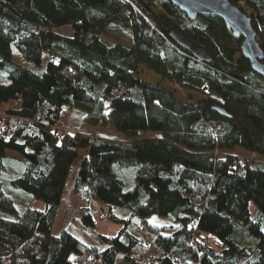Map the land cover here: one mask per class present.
<instances>
[{
	"label": "trees",
	"instance_id": "16d2710c",
	"mask_svg": "<svg viewBox=\"0 0 264 264\" xmlns=\"http://www.w3.org/2000/svg\"><path fill=\"white\" fill-rule=\"evenodd\" d=\"M229 1L250 15L264 54V0ZM108 24L130 28L133 45L105 43ZM64 25L71 35L53 31ZM172 30L201 44L211 61L177 45ZM12 45L35 66L43 54L57 61L38 73L11 60ZM0 56L7 71L0 75V264H143L146 256L161 264H264V80L219 18L190 20L169 0H0ZM140 65L203 97L180 101L173 90L135 77ZM134 89L141 99L130 96ZM62 106L84 110L91 126L108 117L131 139L60 128ZM138 131L160 136L138 138ZM235 147L260 161L241 162L228 152ZM80 151L74 216L93 227L98 211L122 224L115 236L95 233L100 246L66 228L53 232ZM7 162L22 167L10 185L42 200L43 210L18 213L3 187ZM114 163L136 166L133 189L124 190ZM153 214L173 222L152 224Z\"/></svg>",
	"mask_w": 264,
	"mask_h": 264
},
{
	"label": "rangeland",
	"instance_id": "374dc122",
	"mask_svg": "<svg viewBox=\"0 0 264 264\" xmlns=\"http://www.w3.org/2000/svg\"><path fill=\"white\" fill-rule=\"evenodd\" d=\"M54 32L60 34H72V29L69 25L60 26L58 28L53 29ZM132 32L130 28H118L112 24L106 25L102 33V39L107 44L112 43H121L127 46H132ZM1 59V56H0ZM57 61V57H48L47 54H43V63L40 66H35L33 63L27 61L17 50V48L12 45L11 46V60L17 64L24 66H31L37 70L38 73L44 71V63L47 60ZM7 71L5 69L0 68V75H6ZM135 77L141 79L149 84H157L169 90H173L175 92V96L177 99L183 102H196L203 97V94L200 92L186 90L178 87L177 85L171 83L168 80H162L157 74L152 72L151 70L145 68L140 65L136 72ZM134 99H141V94L137 93V90H133V94L130 95ZM105 112H108L109 107L106 105L104 107ZM85 111L80 108H69L66 106L61 107L60 118L57 123V126L60 128H70L77 132L83 133L85 135L95 137H101L104 139H109L118 142H126L131 138L126 136L123 133L116 131L113 126L111 120L106 117L105 121L101 125L91 126L85 122ZM138 138H152L160 136L159 132L156 131H138ZM228 152L232 154H236L241 157H250L253 153L248 152L242 148L235 147ZM8 157L15 159L17 161L21 160V156L18 153L7 151L6 154ZM85 152L80 151L79 157L76 159L74 163L70 166L68 178H67V189L60 202V207L62 208L60 211V219L57 220L53 232L55 234L59 233L62 228H66L70 233L75 235L77 238L81 239L87 244L100 246L101 243L99 239L96 237L95 233H100L104 236H115L118 233V230L122 226L120 223H116L110 221L107 218L102 216V219L98 217L99 212L93 213V227H87L83 225L78 216L75 215V210L78 207L77 201L75 200L73 194V185L72 182L75 179L79 168V161L84 157ZM254 158L258 159L259 156L254 153ZM136 166H120L117 163L113 164V172L115 175L123 181L124 190H131L136 185V180L134 177ZM22 167L18 164H14L11 162L6 163V170L2 173V182L5 192L12 198L16 210L18 213H21L25 208L29 207L36 210H43L45 207V203L33 197L28 192L12 187L9 181L15 177L21 175ZM105 210L107 207L105 205L102 206ZM250 213L254 215L256 212V208L253 202L249 203ZM119 208H115V211H118ZM103 211V210H102ZM104 214L106 211H103ZM10 218H14V216H10ZM139 218L135 217L130 226L135 225L138 222ZM147 221L156 225H166L173 222L171 216H159L157 214H153L147 217ZM264 231V227H263ZM210 240L213 245L218 243V240L214 236H210ZM117 264H130L124 260H120Z\"/></svg>",
	"mask_w": 264,
	"mask_h": 264
},
{
	"label": "water",
	"instance_id": "95a60500",
	"mask_svg": "<svg viewBox=\"0 0 264 264\" xmlns=\"http://www.w3.org/2000/svg\"><path fill=\"white\" fill-rule=\"evenodd\" d=\"M186 16L193 20L198 16L219 18L235 38L241 39V52L248 59L252 71L264 80V54L251 24V17L229 0H169ZM170 38L187 50L196 60L210 62L211 56L206 49L177 31L169 32ZM213 109L220 115L229 116L220 106Z\"/></svg>",
	"mask_w": 264,
	"mask_h": 264
},
{
	"label": "built area",
	"instance_id": "2783aa9c",
	"mask_svg": "<svg viewBox=\"0 0 264 264\" xmlns=\"http://www.w3.org/2000/svg\"><path fill=\"white\" fill-rule=\"evenodd\" d=\"M254 153L252 154V156H251V158L250 157H241L240 156V161L241 162H244L245 161V159L247 160H249V161H260L259 160V158L258 159H255L254 158ZM92 201V200H91ZM91 203V202H90ZM76 211V210H75ZM102 214L100 213L99 214V218H102ZM195 241H196V239H195V237H193V241H192V245L194 246L195 245ZM203 242L204 243H209V239L208 238H205V240H203ZM142 263L143 264H161V260L160 259H158V258H153V257H151V256H146L144 259H143V261H142Z\"/></svg>",
	"mask_w": 264,
	"mask_h": 264
},
{
	"label": "crops",
	"instance_id": "0c3cea01",
	"mask_svg": "<svg viewBox=\"0 0 264 264\" xmlns=\"http://www.w3.org/2000/svg\"><path fill=\"white\" fill-rule=\"evenodd\" d=\"M99 137V136H98ZM101 138V137H100ZM10 152H12V151H10ZM15 153V152H14ZM6 154H7V151H6ZM79 165V164H78ZM74 184V181L72 182V185ZM61 207L59 206V210H58V214H57V217H56V220H55V223H54V226H53V229H54V227H55V224H56V222H57V220L58 219H60L59 217H60V211H61ZM131 264V263H130Z\"/></svg>",
	"mask_w": 264,
	"mask_h": 264
}]
</instances>
